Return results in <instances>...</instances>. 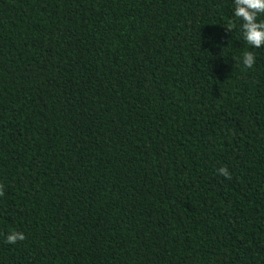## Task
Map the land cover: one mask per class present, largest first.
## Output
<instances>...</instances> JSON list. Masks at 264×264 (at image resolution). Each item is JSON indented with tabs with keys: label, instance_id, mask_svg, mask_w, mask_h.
<instances>
[{
	"label": "trees",
	"instance_id": "trees-1",
	"mask_svg": "<svg viewBox=\"0 0 264 264\" xmlns=\"http://www.w3.org/2000/svg\"><path fill=\"white\" fill-rule=\"evenodd\" d=\"M240 25L233 0H0V264H264Z\"/></svg>",
	"mask_w": 264,
	"mask_h": 264
},
{
	"label": "clouds",
	"instance_id": "clouds-1",
	"mask_svg": "<svg viewBox=\"0 0 264 264\" xmlns=\"http://www.w3.org/2000/svg\"><path fill=\"white\" fill-rule=\"evenodd\" d=\"M233 15L241 21V32L243 40L251 48L259 49L264 47V0H233ZM228 31L231 33V29ZM209 42L215 45L217 42L208 38ZM244 67L251 68L256 63V57L252 51H246L242 56ZM220 173L227 176L225 168L219 169ZM21 233H11L7 236L9 243H15L23 239Z\"/></svg>",
	"mask_w": 264,
	"mask_h": 264
}]
</instances>
